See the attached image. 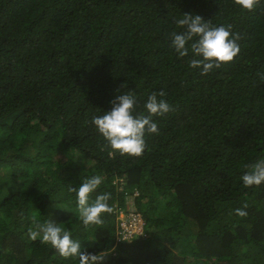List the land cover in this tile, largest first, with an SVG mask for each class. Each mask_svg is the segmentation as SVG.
I'll list each match as a JSON object with an SVG mask.
<instances>
[{"label":"trees","instance_id":"16d2710c","mask_svg":"<svg viewBox=\"0 0 264 264\" xmlns=\"http://www.w3.org/2000/svg\"><path fill=\"white\" fill-rule=\"evenodd\" d=\"M185 14L232 25L239 54L190 68L170 47ZM261 74L264 0H0V264H79L32 240L37 222L102 264H264V183L241 179L264 159ZM160 90L173 110L143 155L111 157L92 118L129 91L146 115ZM97 175L89 202L110 193L113 212L86 228L69 189ZM115 209L139 212L143 234L120 237Z\"/></svg>","mask_w":264,"mask_h":264},{"label":"clouds","instance_id":"9594fccd","mask_svg":"<svg viewBox=\"0 0 264 264\" xmlns=\"http://www.w3.org/2000/svg\"><path fill=\"white\" fill-rule=\"evenodd\" d=\"M233 3L250 12L261 3V0H233ZM176 26L182 31L171 33L170 47L174 49L178 58L187 57L191 52L193 58L188 61L189 67L200 69L201 75H208L227 65L240 52L237 41L241 39V36L232 32V25L215 26L199 15L185 14L183 18L176 20ZM260 78L264 80V74H261ZM165 95L163 90L152 92L143 106L147 114L134 115L137 98L133 91H129L117 96L111 102V111L92 118L91 123L106 142L105 147L110 149L111 157L115 158L119 155L138 158L143 155L146 148V134L159 133L158 124L154 122L153 117H162L173 110L163 99ZM241 179L244 187L259 186L264 183V159L251 165L250 171L246 172ZM101 183L102 177L97 175L86 179L78 189H69L70 192L75 193L79 218L86 228L92 225L102 226L103 214L113 212V208L108 203L111 199L110 193L97 195L93 202H89L90 194L96 191ZM247 208L248 204L245 203L243 208L235 209V214L242 218L246 217L248 213L245 209ZM119 210L115 209L118 218ZM144 228L145 222L141 234ZM29 237L32 240L39 237L41 243L50 245L62 258H78L79 264H102L105 259L103 254L81 251L80 242L74 241L69 232L63 231L52 222L43 224L37 222L35 229L29 232Z\"/></svg>","mask_w":264,"mask_h":264},{"label":"built area","instance_id":"2783aa9c","mask_svg":"<svg viewBox=\"0 0 264 264\" xmlns=\"http://www.w3.org/2000/svg\"><path fill=\"white\" fill-rule=\"evenodd\" d=\"M137 195V192H134ZM133 196V195H132ZM119 231L120 237L132 238L133 234H141L143 231V219L138 212L134 211H124V209L119 210ZM134 237V236H133Z\"/></svg>","mask_w":264,"mask_h":264},{"label":"rangeland","instance_id":"374dc122","mask_svg":"<svg viewBox=\"0 0 264 264\" xmlns=\"http://www.w3.org/2000/svg\"><path fill=\"white\" fill-rule=\"evenodd\" d=\"M85 165H87V163L84 161Z\"/></svg>","mask_w":264,"mask_h":264}]
</instances>
